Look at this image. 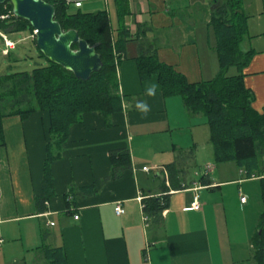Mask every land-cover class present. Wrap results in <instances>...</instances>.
<instances>
[{"label": "crops", "instance_id": "0c3cea01", "mask_svg": "<svg viewBox=\"0 0 264 264\" xmlns=\"http://www.w3.org/2000/svg\"><path fill=\"white\" fill-rule=\"evenodd\" d=\"M240 1L247 17L241 47L253 51L242 69L244 83L254 94L253 108L261 111L264 0ZM70 8L106 11L115 39L120 27L127 30L117 70L123 109L107 116L87 111L70 126L61 156L51 163L54 194L42 210L36 197L42 193L49 113L3 118L0 264H48L45 249L54 247H62L67 264H258L251 243L253 205L241 201L238 186L255 177L246 178L234 162L217 166L205 117L188 112L181 96L164 95L156 75L142 79L137 64L141 55H155L190 83L214 78L220 68L211 26L215 0H78ZM151 86L155 94L145 96ZM140 100L149 105L146 114L136 107ZM125 147L131 168L105 179L110 152ZM190 161L199 165L197 179L186 176ZM173 162L184 188L170 187L166 166ZM207 165L210 183L204 184L199 173ZM164 182L167 208L153 220L142 198L164 193ZM196 193L198 210L191 207ZM118 203L122 214L116 213Z\"/></svg>", "mask_w": 264, "mask_h": 264}, {"label": "trees", "instance_id": "16d2710c", "mask_svg": "<svg viewBox=\"0 0 264 264\" xmlns=\"http://www.w3.org/2000/svg\"><path fill=\"white\" fill-rule=\"evenodd\" d=\"M54 5L55 18L63 29L75 28L89 44H97L102 67L93 72L87 81L77 78L71 71L49 61L35 42L38 55L45 64L36 63L31 70H10L0 73V145L4 144L3 118L18 114L23 119L38 110L49 113L50 139L47 143L42 193L36 197L38 208L46 209V201L54 194L51 163L61 156L63 143L73 123L84 112L99 111L104 115L123 109V96L119 90L118 64L124 52L128 36L124 27L118 29L115 39L109 15L106 11L84 12L70 10L66 0H46ZM0 31L6 34L30 30L25 19L16 17L9 1L0 3ZM246 15L240 0H215L211 26L215 37V50L219 60L218 74L206 81L190 83L184 75L162 63L155 55L138 57V69L142 79L157 76L164 95L181 96L191 114L201 113L208 125L209 139L213 146L216 163L234 162L246 178H257L263 208L251 237L253 257L264 264V109L253 108V92L244 83L242 69L253 54L243 50L241 43L247 34ZM3 43V37L0 35ZM18 46V45H16ZM5 47V46H4ZM16 48H9L7 59L17 62ZM231 66L237 73L227 74ZM111 174L105 179L118 178L131 168L130 150L125 147L110 152ZM170 187L184 188L178 182L176 164L166 166ZM208 174H200L204 184L210 183ZM161 195L142 198L143 211L153 220H159L167 208L169 187L163 183ZM73 191H90L83 187ZM48 264H67L62 247L46 248Z\"/></svg>", "mask_w": 264, "mask_h": 264}, {"label": "water", "instance_id": "95a60500", "mask_svg": "<svg viewBox=\"0 0 264 264\" xmlns=\"http://www.w3.org/2000/svg\"><path fill=\"white\" fill-rule=\"evenodd\" d=\"M9 1L13 14L25 19L35 32V42L44 57L71 71L77 78L87 81L102 67L97 44H89L75 28L63 29L55 18L56 9L46 0Z\"/></svg>", "mask_w": 264, "mask_h": 264}, {"label": "rangeland", "instance_id": "374dc122", "mask_svg": "<svg viewBox=\"0 0 264 264\" xmlns=\"http://www.w3.org/2000/svg\"><path fill=\"white\" fill-rule=\"evenodd\" d=\"M246 1L247 2L250 1L252 5L256 2V0H246ZM72 9L73 8H70V10ZM82 9L84 8L82 7ZM33 34L34 33L31 32L30 30L19 32V33L6 34V36L9 39L16 41V44L13 47V49L16 48L15 50L16 56L19 59L17 62H12L11 60L7 59V55H6L7 52H6V49H4L5 45L2 39L0 38V73H5L10 70H31L36 63L45 64L46 62L45 59L38 55V51L33 42ZM243 46L245 45L243 44ZM236 72H237V68L235 66H231L228 69L227 74H234ZM199 115H202V114H199ZM216 165L219 166L221 164L216 163ZM224 165H225L224 167H227V168H230V167H233V169L235 168V166H233L235 164L224 163ZM198 166L199 165L195 161H190V163L188 164V172L186 176L190 180L198 178V175L196 174V172L200 171ZM221 171L222 170H220V172ZM238 186L241 188V195H243L242 191L248 192L247 193L248 195H245V197L248 198L250 204L253 205V209L251 208L252 212L249 215L252 216V219L257 223L258 217L263 208V201L261 198V192H260L258 179L257 178L249 179L248 184L241 183ZM236 191H239L238 187H236ZM246 212L248 213L249 211L247 210ZM250 250L248 248L249 252Z\"/></svg>", "mask_w": 264, "mask_h": 264}, {"label": "built area", "instance_id": "2783aa9c", "mask_svg": "<svg viewBox=\"0 0 264 264\" xmlns=\"http://www.w3.org/2000/svg\"><path fill=\"white\" fill-rule=\"evenodd\" d=\"M77 1H78V0H66V3H67L68 5H72L73 3H76ZM5 16H7V15H0V17H2V18L5 17ZM33 33H34V34H33V37H34V36H35V32L33 31ZM0 35L3 37L4 45H5L4 49H6V52L8 51L9 48H13V47L15 46L16 41L9 39V38L6 36V34L3 33V32H1V31H0ZM211 167H212L211 165H207V166L205 167V169H203L199 174H201V173H202V174H207L208 171H209V169H210ZM143 169L146 170V171L149 170V168H148L147 166H144ZM183 186H185V185H183ZM195 189H197V188H195ZM240 199H241L242 202H245V201H246V197H245V195H241V196H240ZM191 207H192L193 209H196V210H198V209L201 208L200 198H199V195H198L197 193H196L195 196H194V200H193V202H192V204H191ZM115 210H116V213H117V214H122V213L124 212V208H123V206H122L120 203H118V204L116 205ZM74 217L77 219V218L79 217V215H78V214H75ZM51 224H53V223H51Z\"/></svg>", "mask_w": 264, "mask_h": 264}, {"label": "clouds", "instance_id": "9594fccd", "mask_svg": "<svg viewBox=\"0 0 264 264\" xmlns=\"http://www.w3.org/2000/svg\"><path fill=\"white\" fill-rule=\"evenodd\" d=\"M154 94H155V88H154V86L148 87L147 90L144 93V95L145 96H148V97H151ZM136 107H137V109L140 112H142L144 114H146L149 111V105L144 100L138 101Z\"/></svg>", "mask_w": 264, "mask_h": 264}]
</instances>
